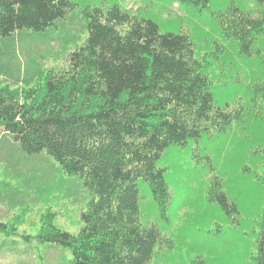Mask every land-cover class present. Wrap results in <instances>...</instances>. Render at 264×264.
Listing matches in <instances>:
<instances>
[{
    "label": "trees",
    "instance_id": "16d2710c",
    "mask_svg": "<svg viewBox=\"0 0 264 264\" xmlns=\"http://www.w3.org/2000/svg\"><path fill=\"white\" fill-rule=\"evenodd\" d=\"M175 1L198 10L209 3ZM71 7L70 0H0V48L6 40L11 48L23 31H45ZM84 14L87 38L69 54L65 69L40 68L22 77L13 64L15 50L7 56L0 50V129L27 154L45 151L92 194L77 234L55 226L48 212L35 234L22 238L47 244L48 251L61 247L68 264H152L166 239L157 225L140 221L139 183L165 215L171 194L167 168L158 166L163 153L223 132L262 106L253 99L248 107L217 105L212 88L224 68L211 65L220 57L213 63L196 57L188 35L161 34L155 22L117 5ZM214 16L222 37L233 40L245 59L264 41V14L229 7ZM260 91L264 84L256 83L254 92ZM255 155L250 173L264 186V142ZM221 186L213 176L209 200L236 211ZM256 228L253 260L264 264V206ZM0 232L9 234L6 224Z\"/></svg>",
    "mask_w": 264,
    "mask_h": 264
},
{
    "label": "rangeland",
    "instance_id": "374dc122",
    "mask_svg": "<svg viewBox=\"0 0 264 264\" xmlns=\"http://www.w3.org/2000/svg\"><path fill=\"white\" fill-rule=\"evenodd\" d=\"M70 2L66 16L45 31H23L11 48L8 40L2 42L3 56L15 50L13 64L20 68V76L40 68L65 69L69 54L87 38L84 11L117 5L138 19L155 22L161 34L188 35L196 57L209 63L220 57L211 65L213 69L224 68V75L212 88L217 105L241 102L248 107L253 99L262 106L254 116L247 115L223 132H211L183 148L171 147L163 153L158 166L167 168L171 194L165 215L146 186L139 183L140 221L157 225L166 239L158 246L152 264H192L196 259L204 264H255L256 220L264 206V186L250 172H255L251 166L259 159L256 147L264 142V91L254 92L256 83L264 84V41L245 59L233 40L222 37L214 14L236 7L256 16L264 14V3L209 0L208 8L198 10L175 0ZM211 67L206 68L209 74ZM213 176L220 179L221 190L236 211L227 213L217 201L209 200ZM91 199L82 180L63 172L45 151L27 154L0 129V223L6 224L9 232H0V264H68L69 253H63L61 247L48 251L47 244L22 237L35 234L42 215L48 212L55 215V226L77 234L82 227L81 214Z\"/></svg>",
    "mask_w": 264,
    "mask_h": 264
}]
</instances>
